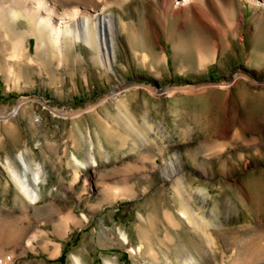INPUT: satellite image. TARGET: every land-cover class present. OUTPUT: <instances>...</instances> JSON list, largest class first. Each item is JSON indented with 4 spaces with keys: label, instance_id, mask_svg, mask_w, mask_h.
I'll list each match as a JSON object with an SVG mask.
<instances>
[{
    "label": "rangeland",
    "instance_id": "374dc122",
    "mask_svg": "<svg viewBox=\"0 0 264 264\" xmlns=\"http://www.w3.org/2000/svg\"><path fill=\"white\" fill-rule=\"evenodd\" d=\"M241 10L215 51L191 26L177 39L117 26L107 71L82 41L60 63L14 26L25 52L0 49V115L17 105L0 116V264H264V24ZM21 150L42 169L37 202L6 170Z\"/></svg>",
    "mask_w": 264,
    "mask_h": 264
},
{
    "label": "bare ground",
    "instance_id": "6f19581e",
    "mask_svg": "<svg viewBox=\"0 0 264 264\" xmlns=\"http://www.w3.org/2000/svg\"><path fill=\"white\" fill-rule=\"evenodd\" d=\"M138 1L0 0V49L3 50L10 43L11 57L23 55L24 38L17 35V30L13 29L14 26L22 23L30 27L29 34L35 38L37 54H51L54 59L62 63L67 60L68 48L82 41L92 51V59L107 71L113 69L115 50L112 41L119 31L117 26H122V29L123 26H138L139 32L142 30L145 34L149 30L148 26H152L153 29L155 26H173L170 33L172 39H177L182 28L191 26L196 30H205L208 35L215 38L210 42L215 51L221 44L220 40L226 39L229 32L236 33L235 29H239L243 20L241 0H140L142 4L140 12L137 11ZM243 1L248 2L252 9L253 21H259L263 25L264 0ZM148 3L152 10L147 8ZM9 32L13 35L7 39ZM157 41L159 42V39ZM160 47L164 48L163 45ZM139 55L144 61L148 57V52L143 51ZM3 67V64L0 65V72L8 74L12 70L10 66H5V69ZM13 82L17 84L16 81ZM16 108L17 105L7 114L0 116L11 115ZM25 151L21 150L17 153L20 168L7 160L6 170L17 190L29 202H37L42 169L41 166H33L27 160ZM72 157L76 163L84 165L78 161L79 159L77 160L75 154ZM182 215L188 221L191 220L186 210L182 211ZM71 260L72 264H82L77 256L73 255ZM187 263L188 261L184 264ZM104 264L114 263L106 259Z\"/></svg>",
    "mask_w": 264,
    "mask_h": 264
}]
</instances>
